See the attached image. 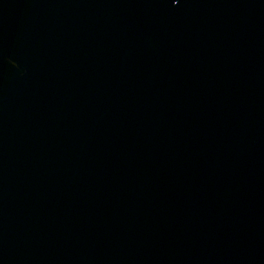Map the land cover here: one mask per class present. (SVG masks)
I'll return each mask as SVG.
<instances>
[{"label":"water","instance_id":"95a60500","mask_svg":"<svg viewBox=\"0 0 264 264\" xmlns=\"http://www.w3.org/2000/svg\"><path fill=\"white\" fill-rule=\"evenodd\" d=\"M0 264H264V0H0Z\"/></svg>","mask_w":264,"mask_h":264}]
</instances>
